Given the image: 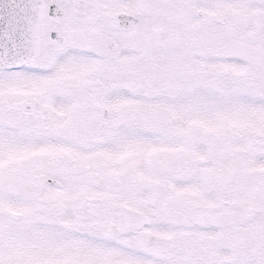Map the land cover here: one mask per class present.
Instances as JSON below:
<instances>
[{"label": "snow or ice", "instance_id": "obj_1", "mask_svg": "<svg viewBox=\"0 0 264 264\" xmlns=\"http://www.w3.org/2000/svg\"><path fill=\"white\" fill-rule=\"evenodd\" d=\"M0 264H264V0H0Z\"/></svg>", "mask_w": 264, "mask_h": 264}]
</instances>
